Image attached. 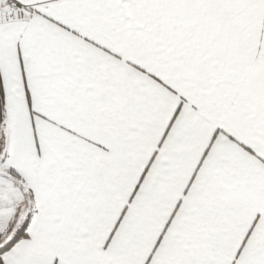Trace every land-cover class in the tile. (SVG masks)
<instances>
[{"label": "snow or ice", "instance_id": "1", "mask_svg": "<svg viewBox=\"0 0 264 264\" xmlns=\"http://www.w3.org/2000/svg\"><path fill=\"white\" fill-rule=\"evenodd\" d=\"M0 264H264V0H0Z\"/></svg>", "mask_w": 264, "mask_h": 264}]
</instances>
